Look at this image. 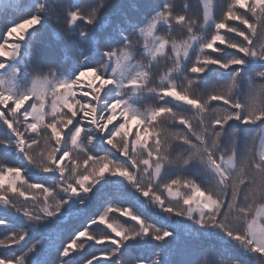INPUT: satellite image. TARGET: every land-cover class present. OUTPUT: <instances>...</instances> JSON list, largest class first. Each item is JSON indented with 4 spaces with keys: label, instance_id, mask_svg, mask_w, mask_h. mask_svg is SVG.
<instances>
[{
    "label": "snow or ice",
    "instance_id": "snow-or-ice-1",
    "mask_svg": "<svg viewBox=\"0 0 264 264\" xmlns=\"http://www.w3.org/2000/svg\"><path fill=\"white\" fill-rule=\"evenodd\" d=\"M122 9L0 0V264H264V0Z\"/></svg>",
    "mask_w": 264,
    "mask_h": 264
},
{
    "label": "trees",
    "instance_id": "trees-1",
    "mask_svg": "<svg viewBox=\"0 0 264 264\" xmlns=\"http://www.w3.org/2000/svg\"><path fill=\"white\" fill-rule=\"evenodd\" d=\"M62 2H63V0H62ZM96 2L98 3L99 0H96ZM117 2L120 3L121 5H123V9H122V10H123L125 13H127V15H129L130 17L135 18L137 15H139V11H142V10H143V6H144L146 3L151 2V0H117ZM177 2H178L181 6H183L184 3H189V4L192 5V10H193V12L196 11L197 0H177ZM134 6H140L139 11H138V9H137L136 7H134ZM113 19H115V17H113ZM2 24H3V19L0 18V26H2ZM50 42H51V37H50V36H46V37H45V43L48 44V43H50ZM149 102H151V101H149ZM9 163H10V164H14L15 161H13V160H9ZM65 242H67V239H65ZM100 247H102V246H97V249H99ZM92 251H93L92 249H89L88 252L85 253V256H90V254H91ZM206 258H207V259H211V257H205V256H203V255H201V256L199 257V259H200L201 261H203V260L206 259Z\"/></svg>",
    "mask_w": 264,
    "mask_h": 264
}]
</instances>
